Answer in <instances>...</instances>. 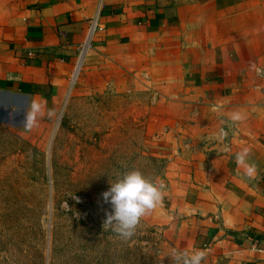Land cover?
Instances as JSON below:
<instances>
[{
	"label": "crops",
	"instance_id": "crops-1",
	"mask_svg": "<svg viewBox=\"0 0 264 264\" xmlns=\"http://www.w3.org/2000/svg\"><path fill=\"white\" fill-rule=\"evenodd\" d=\"M92 24V52L161 89L168 134L183 138L161 205L142 218L177 250L204 251L202 264H264V94L251 68L264 69V0H0V107L19 119L25 100L57 97ZM222 124L230 152L216 143ZM242 147L251 178L235 162Z\"/></svg>",
	"mask_w": 264,
	"mask_h": 264
},
{
	"label": "rangeland",
	"instance_id": "rangeland-1",
	"mask_svg": "<svg viewBox=\"0 0 264 264\" xmlns=\"http://www.w3.org/2000/svg\"><path fill=\"white\" fill-rule=\"evenodd\" d=\"M92 27L63 90L40 101L36 127L25 132L24 114L0 107V264H173L163 227L141 218L128 239L103 228L109 184L139 170L165 189L183 138L168 134L175 109L161 89L140 87L133 65L116 58L109 67L108 53L92 52ZM217 142L230 143L225 124Z\"/></svg>",
	"mask_w": 264,
	"mask_h": 264
},
{
	"label": "clouds",
	"instance_id": "clouds-1",
	"mask_svg": "<svg viewBox=\"0 0 264 264\" xmlns=\"http://www.w3.org/2000/svg\"><path fill=\"white\" fill-rule=\"evenodd\" d=\"M257 75L264 76V69L251 65ZM46 102L33 100L29 108L24 113L23 127L25 132L31 131L38 124V119L45 115ZM54 111L47 110V115L52 117ZM231 121L240 122L245 119L241 111H234L228 114ZM227 137V132L223 129L219 132V139ZM223 150L230 152L228 145L223 146ZM251 149L242 147L234 154L235 162L244 169L245 174L251 178L255 175L257 166L250 161ZM163 183L156 182L146 178L139 170H130L109 184L107 191L101 196L105 203L111 205L112 211L106 214L103 228H111L116 234L124 239L134 235L135 229L140 223L142 217L148 215L162 203ZM66 204V203H65ZM67 206V204H66ZM206 253L202 250H184L173 249L171 260L173 264H201L205 259Z\"/></svg>",
	"mask_w": 264,
	"mask_h": 264
},
{
	"label": "built area",
	"instance_id": "built-area-1",
	"mask_svg": "<svg viewBox=\"0 0 264 264\" xmlns=\"http://www.w3.org/2000/svg\"><path fill=\"white\" fill-rule=\"evenodd\" d=\"M256 75H257V73H256ZM259 78H261V80L263 81V84H262V86L260 87V89H262V88H264V76H259V75H257ZM224 130V129H223ZM225 131V130H224ZM229 143L228 142H226V143H223V145H228Z\"/></svg>",
	"mask_w": 264,
	"mask_h": 264
},
{
	"label": "bare ground",
	"instance_id": "bare-ground-1",
	"mask_svg": "<svg viewBox=\"0 0 264 264\" xmlns=\"http://www.w3.org/2000/svg\"><path fill=\"white\" fill-rule=\"evenodd\" d=\"M92 30H93V29L91 28L90 34H91ZM91 35H92V34H91ZM89 36H90V35H89ZM88 40H89V39H88ZM88 42H89V41H88ZM85 43H86V42H85ZM85 45H86V44H85ZM85 48H86V47H85ZM80 61H81V58H80ZM80 61H79V62H80ZM79 62H78V63H79ZM78 63H77V65H78ZM77 65H76V69H77ZM76 69H75V72H76ZM75 72H74V74H75Z\"/></svg>",
	"mask_w": 264,
	"mask_h": 264
},
{
	"label": "trees",
	"instance_id": "trees-1",
	"mask_svg": "<svg viewBox=\"0 0 264 264\" xmlns=\"http://www.w3.org/2000/svg\"><path fill=\"white\" fill-rule=\"evenodd\" d=\"M5 242H8V240H3V243H5ZM163 264H167V263L165 262V263H163Z\"/></svg>",
	"mask_w": 264,
	"mask_h": 264
}]
</instances>
